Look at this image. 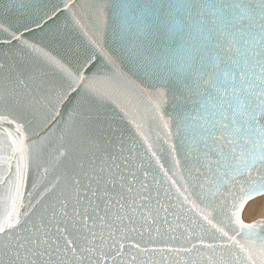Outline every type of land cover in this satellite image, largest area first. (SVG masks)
<instances>
[{
	"label": "snow or ice",
	"instance_id": "6c2138e0",
	"mask_svg": "<svg viewBox=\"0 0 264 264\" xmlns=\"http://www.w3.org/2000/svg\"><path fill=\"white\" fill-rule=\"evenodd\" d=\"M0 264H264V0H0Z\"/></svg>",
	"mask_w": 264,
	"mask_h": 264
}]
</instances>
